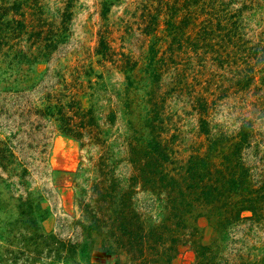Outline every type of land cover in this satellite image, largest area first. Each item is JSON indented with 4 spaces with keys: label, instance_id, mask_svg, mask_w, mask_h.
<instances>
[{
    "label": "rangeland",
    "instance_id": "374dc122",
    "mask_svg": "<svg viewBox=\"0 0 264 264\" xmlns=\"http://www.w3.org/2000/svg\"><path fill=\"white\" fill-rule=\"evenodd\" d=\"M170 20L177 31H169ZM203 25L208 33L200 35ZM233 39L235 57L245 52L254 64L245 88L235 75L247 70L242 59L230 68L221 61L220 44ZM263 41L264 0H0V264H113L101 237L86 250L69 247L86 239L82 207L96 202L93 184L111 168L144 221L167 215L158 183L128 180L138 173L130 147L152 133L172 145L165 169L175 173L190 152L204 153L248 124L243 159L258 187L264 70L249 47ZM233 193L226 210L239 197ZM262 211L259 219L248 209L239 218L227 212L232 221L222 225L206 206L186 219L214 264H264ZM177 244L169 264H197L198 244Z\"/></svg>",
    "mask_w": 264,
    "mask_h": 264
},
{
    "label": "trees",
    "instance_id": "16d2710c",
    "mask_svg": "<svg viewBox=\"0 0 264 264\" xmlns=\"http://www.w3.org/2000/svg\"><path fill=\"white\" fill-rule=\"evenodd\" d=\"M206 25L199 27L200 35L204 32L208 33ZM168 26L170 32L178 29L175 20H170ZM233 40L226 41V44H220L226 49L221 61H225L230 68L233 63L237 64L238 60L242 59L240 63L244 62L247 65H245L247 70L242 72L240 68L235 71V75L238 76L236 80L241 88H245L253 80L251 71L254 69V64H250L252 63L249 60L251 57L245 52L242 53L243 56L235 57L230 46L238 45V43L235 39ZM239 43L243 44V50H245L247 42ZM213 44L210 41H204L203 47L213 52ZM196 45L198 46V44ZM196 45L193 46L197 48ZM176 47H180V45ZM226 47H230L228 51ZM150 48L153 52L155 51L153 44ZM249 48H253V54L255 53L253 59L255 58L257 63H261L260 70L263 71L264 41L262 45L257 42ZM194 50L197 54L196 49ZM258 53L263 55L260 54L262 55L260 57ZM220 55L218 54L219 57H221ZM172 60L175 61V59ZM164 62L166 64L165 59L161 63L163 67L169 68L170 64L165 65ZM248 64L250 65L248 66ZM260 78L263 80V76ZM200 121L201 130L209 132L205 125V118H201ZM79 125L83 127L85 125L82 118ZM252 134L251 126L244 123L237 131L235 140H232L235 136H228L226 139L223 136L220 139L212 140L206 152H190L184 163L180 165V170L171 173V169H165V163L173 160L172 145L166 139L162 140L156 133H152L146 141L143 139L145 143L130 147V160L137 168L138 173L130 176L128 180L131 179L130 183L134 184L141 182L146 176V183L152 185L158 183L156 188L166 191L164 200L167 215L157 224L144 221L136 208L132 206L131 190H119L120 184L111 176V171H113L111 168L103 171L106 177L93 184L97 195L96 202L93 205L87 203L90 207H82L86 218H79L78 221L87 236L86 239L81 243L72 242L69 250H77V247L86 250L90 244L92 246L101 237V248L106 253L116 256L113 264H161L160 261H163V264H169V260L176 255L177 243L189 241L190 243L194 242L195 245L198 244V249L196 248L197 264H214L210 259L211 256L207 253L210 246L196 242L194 236L197 226L190 225L186 218L188 215L196 217L202 214L201 209L206 206L210 207L209 214L219 215L222 225L232 221L228 215H225L227 212H231L234 218H239L241 211L248 209L253 212L256 219L262 216L264 178L255 180L259 182V185L254 187L250 181L251 166L243 159V148L251 143ZM214 155L219 158L217 166L214 164L216 162L213 159ZM102 166L104 167V164ZM233 192H238L239 197L232 207L226 210L225 207L230 203V197L237 194ZM201 206L203 207L199 209ZM234 208L235 210H233ZM121 252L126 253L128 261L119 257Z\"/></svg>",
    "mask_w": 264,
    "mask_h": 264
}]
</instances>
